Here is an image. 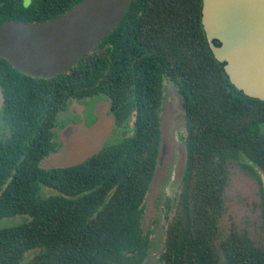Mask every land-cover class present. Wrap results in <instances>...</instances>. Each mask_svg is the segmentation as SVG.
Instances as JSON below:
<instances>
[{
	"label": "trees",
	"instance_id": "trees-1",
	"mask_svg": "<svg viewBox=\"0 0 264 264\" xmlns=\"http://www.w3.org/2000/svg\"><path fill=\"white\" fill-rule=\"evenodd\" d=\"M79 1L0 0V24L53 19ZM201 10L202 0H131L91 51L51 77L22 73L0 56V125L10 128L0 140V221H10L0 226V264H142L150 257L159 245L151 246L141 220L167 82L180 96L185 162L153 263L264 264V246L235 228L220 238L219 226L233 165L257 182L264 219V100L229 81L208 46ZM83 96L110 101L113 133L83 162L43 167L57 119Z\"/></svg>",
	"mask_w": 264,
	"mask_h": 264
},
{
	"label": "water",
	"instance_id": "water-1",
	"mask_svg": "<svg viewBox=\"0 0 264 264\" xmlns=\"http://www.w3.org/2000/svg\"><path fill=\"white\" fill-rule=\"evenodd\" d=\"M130 1L81 0L53 19L1 23L0 56L25 74L50 77L62 73L116 26ZM201 23L212 55L223 62L229 81L245 95L264 100V0H202ZM215 39L218 45L214 44ZM168 88L171 103L179 105L181 112L178 93L172 84ZM3 101L0 89V110ZM92 101L95 119L88 124L81 115L76 125L66 129L58 150L42 160L43 167L83 162L107 142L115 128V116L108 100L98 97ZM163 152L161 141L156 169ZM163 200L158 218L160 243L142 264H154L156 254L163 248Z\"/></svg>",
	"mask_w": 264,
	"mask_h": 264
},
{
	"label": "rangeland",
	"instance_id": "rangeland-1",
	"mask_svg": "<svg viewBox=\"0 0 264 264\" xmlns=\"http://www.w3.org/2000/svg\"><path fill=\"white\" fill-rule=\"evenodd\" d=\"M169 93L167 87H164L160 112L164 152L146 193L141 220V228L144 233L149 234L150 244L153 247H157L161 239L158 228L159 205L164 199L162 204L163 224L167 226L177 204L185 160V120L179 105L171 103ZM88 114L87 123L89 124L92 121V115ZM61 116L63 117H59L60 121L65 117L64 114ZM1 128L0 125V130ZM54 131L56 132V129ZM229 170L230 182L224 192L226 211L219 223L220 238L225 237L232 228H235L245 230L257 245L264 246L263 205L259 186L249 173L237 165L231 166ZM17 219L15 218L14 221ZM5 224H10V221H0V226ZM26 255L31 256L32 252H28Z\"/></svg>",
	"mask_w": 264,
	"mask_h": 264
},
{
	"label": "flooded vegetation",
	"instance_id": "flooded-vegetation-1",
	"mask_svg": "<svg viewBox=\"0 0 264 264\" xmlns=\"http://www.w3.org/2000/svg\"><path fill=\"white\" fill-rule=\"evenodd\" d=\"M24 1L29 2V0H24ZM71 67H69V68H71ZM37 77H42V76H37ZM168 84H171V83L167 82L165 84L167 86L168 91L170 92V89L168 88ZM170 94L171 93H169V95ZM109 103H110V101H109ZM110 108H111V111L113 112L112 107H111V103H110ZM88 113H90L92 115L91 119L93 121L95 119V114H94V103H92V99H90L89 97H84V96L70 99V103L69 104L67 103L65 109L60 114V116L62 114H64V116H65L64 119L62 121H60V118L57 119V121H56V123H55V125L53 127V130L56 129V132L53 131V135L51 137V139L55 143L54 151L58 150L60 144L64 141V139L66 137V132H65L66 129L76 125L81 120V115H83V117H84V119H85V121L87 123V118H89V114ZM113 114L115 116L114 112H113ZM61 117H63V116H61ZM129 117H130V122H131L133 117H134L133 110L130 112ZM115 119H116V117H115ZM92 121H90V122H92ZM1 127L2 128L0 130V140L2 142H5L6 139L10 136V128H9L8 124H6L5 122L2 123ZM4 186H5V184L2 186L1 189H3ZM45 191L47 193H52V191L50 189H46ZM16 218H18L17 221H20L19 217H16Z\"/></svg>",
	"mask_w": 264,
	"mask_h": 264
}]
</instances>
